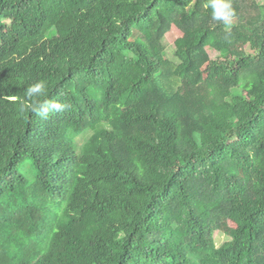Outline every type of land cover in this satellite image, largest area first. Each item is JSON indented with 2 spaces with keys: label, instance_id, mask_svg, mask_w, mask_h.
Returning a JSON list of instances; mask_svg holds the SVG:
<instances>
[{
  "label": "trees",
  "instance_id": "16d2710c",
  "mask_svg": "<svg viewBox=\"0 0 264 264\" xmlns=\"http://www.w3.org/2000/svg\"><path fill=\"white\" fill-rule=\"evenodd\" d=\"M0 264H264V4L0 0Z\"/></svg>",
  "mask_w": 264,
  "mask_h": 264
},
{
  "label": "rangeland",
  "instance_id": "374dc122",
  "mask_svg": "<svg viewBox=\"0 0 264 264\" xmlns=\"http://www.w3.org/2000/svg\"><path fill=\"white\" fill-rule=\"evenodd\" d=\"M259 3L264 4V0H257ZM181 36V32L178 31L175 26L172 27L171 31L168 32L165 35L164 38V44L166 46L168 54L171 56L174 49H175V40ZM206 52L210 58H214L218 55V52L210 47L206 48ZM84 140L80 139L78 143H83ZM32 162H23L20 166L19 172L21 175H23L26 179L32 180L33 174H32ZM45 206H47V210H49L50 214L48 217H45L42 222H40V226L38 232L40 234H47L51 229H57L59 225V220L61 218V212L59 213L58 209V203L54 201H48L45 203ZM227 239V235L216 231L213 237L214 246H219L222 242H224Z\"/></svg>",
  "mask_w": 264,
  "mask_h": 264
},
{
  "label": "clouds",
  "instance_id": "9594fccd",
  "mask_svg": "<svg viewBox=\"0 0 264 264\" xmlns=\"http://www.w3.org/2000/svg\"><path fill=\"white\" fill-rule=\"evenodd\" d=\"M36 87H37V88H39V87H40V85H37ZM30 91H31V89H30Z\"/></svg>",
  "mask_w": 264,
  "mask_h": 264
}]
</instances>
